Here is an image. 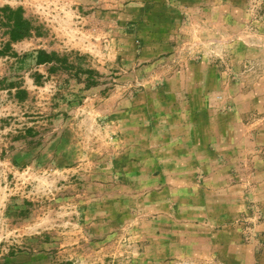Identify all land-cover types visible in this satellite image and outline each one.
<instances>
[{
  "label": "rangeland",
  "instance_id": "obj_1",
  "mask_svg": "<svg viewBox=\"0 0 264 264\" xmlns=\"http://www.w3.org/2000/svg\"><path fill=\"white\" fill-rule=\"evenodd\" d=\"M55 4L91 151L16 163L2 90L34 60L0 54V264H264V0H0Z\"/></svg>",
  "mask_w": 264,
  "mask_h": 264
},
{
  "label": "crops",
  "instance_id": "obj_2",
  "mask_svg": "<svg viewBox=\"0 0 264 264\" xmlns=\"http://www.w3.org/2000/svg\"><path fill=\"white\" fill-rule=\"evenodd\" d=\"M3 6L1 5L0 8ZM9 9L15 16H11L12 20L7 21L9 32L0 38V42H2L0 43L2 45L0 54L17 55V50H21L30 52L28 57L32 61L34 60L32 67L23 68L21 71L25 74L23 83L17 86L15 84L7 85L2 90L8 92L10 98L9 106L6 105L4 108L9 111L5 114L11 122L9 129L14 131L18 129L20 134V141L13 140L11 142L12 145H18L15 150L17 155L13 158L25 170L35 172L34 177H37V181L43 179L40 174H44L43 172L48 167L58 173L72 174L80 165L75 163V157L78 154H87L91 151V148L85 144L80 148L75 142L76 135L70 131L74 118L83 117L81 114H84L86 107L84 101L88 99L86 88L83 84H81L82 87L80 84L76 87L68 79L70 75L66 74L65 71L63 72L55 60L36 62L37 57L50 54L57 56L59 52L68 51L72 48L61 45V43H65L64 37L66 36V42H68L70 34L66 32L67 35L65 36L59 28L60 22L64 19L58 17L57 14V10L67 9L69 15L71 13L70 8L60 5L57 7V4L53 8L48 7V5H41L40 11L37 10L39 16L36 17L34 23L28 17L29 9L23 7H9ZM50 10H53L54 13L50 14ZM47 13L50 16H46ZM67 18V26L73 33V26H75L76 21ZM2 20L5 19L0 15V21ZM13 22L20 26L19 33H15V39L10 38ZM23 30L27 32L24 35L21 34ZM33 41L35 45H33ZM64 76L67 79H64ZM35 78L37 81H34ZM82 88L83 103L78 107L74 104L75 92ZM14 122L16 124H13ZM14 137L16 135H12L11 139Z\"/></svg>",
  "mask_w": 264,
  "mask_h": 264
},
{
  "label": "trees",
  "instance_id": "obj_3",
  "mask_svg": "<svg viewBox=\"0 0 264 264\" xmlns=\"http://www.w3.org/2000/svg\"><path fill=\"white\" fill-rule=\"evenodd\" d=\"M0 12H1V13H2V12H8L7 15H5L7 21L12 20L11 16H15L14 14L12 15L11 10L9 9V7H6V6L1 7V8H0ZM19 31H20V26L15 25V22H13V25H12V32L10 33V38H11V39H15V37H16V34H15V33H19ZM21 34L24 35L22 32H21ZM17 35H19V34H17ZM38 54H39V52H38ZM38 54H37V55H38ZM54 58H56V55H54V54L45 55L44 57H40V58L37 57V58H36V62H37V63H42V62H46V61H51V60H53Z\"/></svg>",
  "mask_w": 264,
  "mask_h": 264
}]
</instances>
